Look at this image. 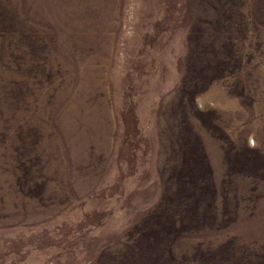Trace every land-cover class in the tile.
<instances>
[{
  "label": "rangeland",
  "instance_id": "obj_1",
  "mask_svg": "<svg viewBox=\"0 0 264 264\" xmlns=\"http://www.w3.org/2000/svg\"><path fill=\"white\" fill-rule=\"evenodd\" d=\"M0 264H264V0H0Z\"/></svg>",
  "mask_w": 264,
  "mask_h": 264
},
{
  "label": "trees",
  "instance_id": "obj_2",
  "mask_svg": "<svg viewBox=\"0 0 264 264\" xmlns=\"http://www.w3.org/2000/svg\"><path fill=\"white\" fill-rule=\"evenodd\" d=\"M171 217L168 216H163L159 220L155 222L154 229L156 230L155 236H152L151 238L156 239L155 245L156 248H158L162 243V236L164 235H172L173 231L177 232V227L179 226L180 228L183 227L184 223V218L179 217V220H176L174 218L170 219ZM178 219V218H177ZM182 221V222H181ZM174 229V230H172ZM156 248L155 252L151 254V256H154V258L159 255V253H156Z\"/></svg>",
  "mask_w": 264,
  "mask_h": 264
}]
</instances>
